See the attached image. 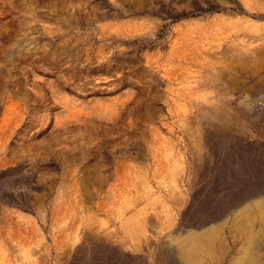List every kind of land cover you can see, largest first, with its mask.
Returning a JSON list of instances; mask_svg holds the SVG:
<instances>
[{
  "label": "rangeland",
  "instance_id": "1",
  "mask_svg": "<svg viewBox=\"0 0 264 264\" xmlns=\"http://www.w3.org/2000/svg\"><path fill=\"white\" fill-rule=\"evenodd\" d=\"M263 25L264 0H0V210H11L14 218L25 214L21 215L29 232L25 235L38 238L34 241L44 246L50 247L54 235L58 239L64 231L68 243L69 235L76 237L71 240L74 245L67 244L64 260L58 261L68 263L76 255L78 262L92 251L94 241L102 239L98 230L105 216L95 206L99 192L93 183L97 167L102 175H109L102 190L113 180V161L124 159L125 151L146 160L159 143L179 150L204 120L202 114L215 110L228 114L230 122L221 121H226L230 133L236 130L243 141L264 152ZM208 59H213L209 61L215 62L214 67ZM212 69L216 74L221 70L223 82L231 81L226 91L221 82L214 86L207 80ZM187 85L202 87L203 99L188 108L190 135L183 136L182 125L175 122V101L187 100ZM240 92L247 94L246 101L259 99L256 111L242 110L248 108L236 100ZM207 108L211 109L207 112ZM188 155L195 157L189 150ZM60 178L66 180L70 199L66 214L70 222L63 220L64 231L58 226L63 213L56 210L60 219L56 212L53 218L50 215ZM76 188L82 201L74 194ZM55 216L59 221L53 220ZM84 223L89 227L83 231ZM71 225L79 226V236L90 238L71 236L76 231L71 233ZM53 258L52 252H46L43 264H55Z\"/></svg>",
  "mask_w": 264,
  "mask_h": 264
},
{
  "label": "bare ground",
  "instance_id": "2",
  "mask_svg": "<svg viewBox=\"0 0 264 264\" xmlns=\"http://www.w3.org/2000/svg\"><path fill=\"white\" fill-rule=\"evenodd\" d=\"M231 28H233V26ZM234 48L235 46L233 50H235ZM230 49H232V47ZM230 49H228L229 52ZM233 50H231V53ZM226 52L229 53L228 51ZM182 55L185 56V53ZM204 55L203 57H206ZM241 56H244V54H241ZM204 60L206 61L205 58ZM209 60L212 61L213 59H208L207 62ZM211 61L208 62L210 68L213 63H211ZM221 62L220 60V63ZM213 64H215V62ZM208 66L207 68L210 70ZM222 68L221 70H223ZM215 69L211 70L212 72L210 75L207 76L206 74L207 80L214 84V86L221 82L222 85L220 88L226 91L227 85H232V83L231 81L223 82L221 77L219 79V71L221 70L218 71V75V73H215ZM173 70L176 69L173 68ZM223 73L225 74V71H223ZM180 74H183V71H181ZM202 79L199 80L197 78V82L198 80L200 81V83L197 84H201L203 82H201ZM192 87L194 88L192 85L186 86L185 93L186 98L188 97L187 100L183 102L175 101L176 113L178 115L175 122L182 125V135L184 133L186 134V126L190 124L188 116H186L188 108L197 105L199 99L201 100L203 97L202 91L199 90V88L201 89L202 87L195 85V88H197H194V92ZM241 89L242 88H240V90ZM197 90H199V93ZM231 93L233 92L231 91ZM243 93L240 92L235 96L236 100H241L248 108L247 111L243 108L244 106L241 105L243 106L242 110L244 112L246 111L245 113L256 111L257 107L255 108V105L258 106L259 99L257 102L252 97V99L250 98V100L246 101L244 97H247V94L245 93V96ZM191 94L199 98L196 99L193 97L195 99L191 100ZM200 95L202 96L200 97ZM206 103L208 102H205V106ZM201 105H203V103ZM241 106L240 108L239 105L237 107L241 109ZM208 109L209 108H207V112L211 108ZM200 110L203 111V109ZM204 113L201 117V119L204 120L202 122L199 120L201 123L200 126L192 130L188 144H183L180 141L183 144L182 147L179 148L180 151L175 149V146L165 147L159 143L160 145L158 144L154 152L150 154L151 158H146V160L139 159L141 156L139 158L130 156L127 151H125L124 159L119 158L120 160H118L115 158L116 160L113 161L114 165L111 166L113 169L111 170L113 180L107 183L102 190L101 188L107 181V178H109V175H102L100 173V167H97V170L93 173V175L97 177V181L94 180L93 183H95V185L98 184L95 191L99 192L95 206L102 212L103 216H105V220L102 223L103 228L102 230H98L102 239L94 242L93 240L91 241V244L93 242L92 251L89 249L90 253L88 252V255L84 254L85 256L79 259V263L76 261L79 258L76 255L75 258L73 260L71 259L68 263L65 261L59 263L60 260H64L65 253L69 249L67 244L70 243L72 245L73 242H71V240H75V236H79L81 232L77 230L79 226L77 227L76 225L73 227L71 225L70 229L73 227V232L71 233H74V229L76 228L75 233L71 235L75 238L71 239L72 237L70 238L69 233V237L67 238L70 240L69 243L67 242L68 240L65 239L64 227L67 225L63 220L70 222V215L68 214L69 216H66L67 212H69L68 203H70V199L67 198L64 189L67 186L64 183L66 180L64 181V179H61L63 177H61L60 179L63 181L62 185L59 183L61 186H57L58 194L56 191V204L53 203V201L55 202V199H53L51 202L55 206L53 205L52 209L49 206L51 209V212L49 211L51 218H53L54 212L57 213V211L64 215L62 219H60L61 217L58 215L59 213H57L59 216L57 217L62 221L58 226L61 231H64V233H59L60 239L58 238V240L56 238L58 234L54 235L51 239L52 243L50 247L44 246L42 241L41 243L35 242L34 239L38 240V238L33 239L32 237L28 239V236L24 233V231L28 232V230L26 228V223L22 221L21 215L23 214L17 213L16 218H14L11 210H0V264H43V260L46 258L43 259V256L46 252H49V254H51V252L53 253L56 259V263L54 262L55 264H264V152H262L258 145H254V143L247 140L246 142L243 141L241 138L242 136L236 134L238 133L236 130L235 134L230 133V130L228 131L229 128H226V121H221L227 119L226 116L228 117V114L226 115V112L221 113L219 110H215V112L213 111L206 115ZM199 114H196L195 117L200 118L198 116ZM227 120H229V118ZM241 123H243V121H240L239 124L241 125ZM155 125L158 127L157 124ZM229 126L231 127V125ZM232 129L233 128H231V130ZM159 137L161 139V134ZM161 141H163V138ZM157 142H159V140ZM194 142L196 145H193ZM165 144L167 143L165 142ZM147 145L150 144L147 143ZM147 148H149V146ZM188 150L190 153L195 154V157L191 158L193 155L189 156ZM63 175L64 174H62V176ZM89 175L90 173L88 172V178L90 177ZM70 183H72V181ZM64 184L66 185L65 187ZM86 188L89 187H85V189ZM75 191L76 190H74V194L78 193V199L82 201L79 190L78 192ZM71 192H73L72 189L69 194H71ZM87 192L88 191H86V193ZM90 193L88 192V195ZM81 194L83 195V193ZM90 199L92 200V197ZM85 201L90 202V200L87 199ZM71 204H73V202ZM85 204H87V202H85ZM33 207L34 206H32V208ZM37 207L39 209L38 205ZM40 210L43 211V218L44 216L46 217L47 214H43L44 208H40ZM46 210L48 209L46 208ZM78 211H76L77 215L81 210ZM81 213L83 212L81 211ZM57 217L55 216L56 219L54 218L53 220H58ZM91 219L93 218L91 217ZM41 220L42 222H46L45 220L43 221L42 218ZM83 221L85 222L84 219ZM53 222L55 221H52L50 225H53ZM93 222L95 221L93 220ZM56 225L51 227L54 229ZM82 227L84 231V229L87 230L86 227H89V225L84 223ZM91 229L92 228L89 230ZM33 235L35 237V234ZM38 235L41 236L39 233ZM43 235L44 234H42V236ZM82 236L83 235L79 236V238L81 239ZM85 237H87V235ZM87 238H90L89 235ZM77 255L82 256L80 253Z\"/></svg>",
  "mask_w": 264,
  "mask_h": 264
}]
</instances>
